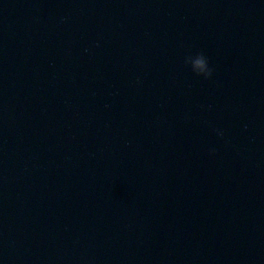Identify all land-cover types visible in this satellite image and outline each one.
I'll list each match as a JSON object with an SVG mask.
<instances>
[{
  "label": "water",
  "instance_id": "1",
  "mask_svg": "<svg viewBox=\"0 0 264 264\" xmlns=\"http://www.w3.org/2000/svg\"><path fill=\"white\" fill-rule=\"evenodd\" d=\"M0 264H264V0H0Z\"/></svg>",
  "mask_w": 264,
  "mask_h": 264
}]
</instances>
